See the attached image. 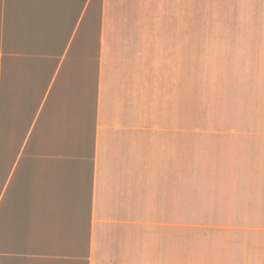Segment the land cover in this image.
Listing matches in <instances>:
<instances>
[{
	"label": "crops",
	"instance_id": "0c3cea01",
	"mask_svg": "<svg viewBox=\"0 0 264 264\" xmlns=\"http://www.w3.org/2000/svg\"><path fill=\"white\" fill-rule=\"evenodd\" d=\"M186 30L117 0H0V264H264V0Z\"/></svg>",
	"mask_w": 264,
	"mask_h": 264
},
{
	"label": "rangeland",
	"instance_id": "374dc122",
	"mask_svg": "<svg viewBox=\"0 0 264 264\" xmlns=\"http://www.w3.org/2000/svg\"><path fill=\"white\" fill-rule=\"evenodd\" d=\"M117 25L173 27L186 30L182 50L185 86V122L193 124L194 0H117Z\"/></svg>",
	"mask_w": 264,
	"mask_h": 264
}]
</instances>
